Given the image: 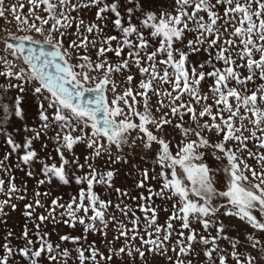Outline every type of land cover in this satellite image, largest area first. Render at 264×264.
I'll return each instance as SVG.
<instances>
[{
	"label": "snow or ice",
	"instance_id": "obj_1",
	"mask_svg": "<svg viewBox=\"0 0 264 264\" xmlns=\"http://www.w3.org/2000/svg\"><path fill=\"white\" fill-rule=\"evenodd\" d=\"M25 5L27 14L22 11ZM154 5L155 0H21L5 9L4 0H0V17H5L7 11L21 31H34L43 37L40 41L30 35H11L17 43L5 41L4 51L17 58L23 54L24 66L0 56V78L5 81L0 84V94H3L0 143L5 147L0 156V172L8 177L7 180L0 177V193L7 197L0 200V216L8 215L6 207L17 209L13 199H26L20 194L27 191L26 183L17 186L14 169L35 179L37 187L72 182L80 185L77 195L68 202L61 203L59 198H54L46 209L48 214L35 217L39 221L35 223L39 247L30 238L27 224L21 234L25 241L21 247L11 245L9 238L14 233L9 230L4 237L6 242L0 245V264H16L17 256L24 264H41L45 258L48 264H58L60 258L67 264L69 249L61 248L60 243L53 246L46 239L48 233L39 232L40 226L49 220L71 228L77 224L83 227V237H59L61 242L73 245H80L82 239L86 241L88 233L106 236L109 224L116 225L118 235L114 240L123 237V245L110 248L107 256L99 252L94 242L87 248L77 246L79 264H100V261L113 264L123 255L131 259L128 262L121 259L120 264H136L137 257L141 264H149L148 254L153 259L167 255L173 221H179L187 234L177 233L179 238L171 249L175 259L169 256L170 264H228L229 259L233 264H264V151L248 148L251 141L255 149L264 150V83L248 87L257 77L264 81V0H170L168 8ZM220 7H223L222 13ZM93 9L94 19L85 22L82 13ZM73 27L75 31H69ZM107 28L115 29L118 34L104 35ZM190 33L195 35L188 39ZM224 33L229 38L224 39ZM72 36L76 38L69 39L65 47V39ZM90 36L96 38L90 39ZM25 41L49 47H25ZM90 48L95 49V59L90 54H80L82 49L89 52ZM201 52L207 53L208 59L203 63L194 62L192 58ZM108 53L119 58L118 62H111ZM74 54L78 55L75 63ZM214 62H222L223 67H217ZM133 67L142 77L137 88L125 87L119 92L120 85L114 74L123 75ZM205 67H211V71H205ZM241 69H246L247 75H242ZM206 78L213 81L209 88L212 104L206 103L209 96L200 90ZM126 79L131 84L134 77L129 74ZM157 82L169 85L170 90L157 87ZM29 85L34 86L29 89ZM9 90H16L17 95L8 97ZM29 91L38 102L36 124L31 126L26 122L29 116L24 95ZM108 93L112 94L111 99ZM152 96L162 98L157 100L156 111L168 108L170 116L169 112L159 117L153 114ZM185 115H189L194 127L184 126ZM206 116L210 121L201 122ZM172 117L180 122L173 124ZM17 122L22 126H17ZM5 125L13 131H8ZM168 125L178 129L183 137L175 154L170 140L165 139ZM205 131L215 132L220 139L211 142L203 134ZM48 141L53 145L55 157L48 152ZM37 142H40L39 150L35 146ZM231 142L234 144L229 147ZM77 145L88 150L83 162L76 154ZM154 145L153 162L161 170L150 175L147 168L138 169L142 178L136 187L145 188L146 181L157 178L162 179V185L158 192L149 187V196L139 197L146 201L138 205L145 217V233L141 235L139 218L131 207L114 205L125 217L131 213L132 228L129 229L123 221H117L114 213L109 214L112 201L102 199L94 190L100 185L114 189L120 197L127 195L114 186L116 171H101L95 161L107 155L106 165L130 164L125 155L135 153L136 149L147 154ZM113 146L117 150L114 158ZM125 147L131 152L123 154ZM207 149H213L214 155L220 154L216 155L217 160L227 162L224 190H217L212 168L203 162L201 150ZM245 152L261 165L259 172L246 162ZM130 167L137 166L130 164ZM34 195V202L24 205L23 216L30 220L36 208H45L40 199L42 194L37 191ZM49 195L50 192L43 193L45 197ZM154 196L176 200L166 226L157 223V209L147 203ZM217 198H223L225 203L217 204ZM57 209L61 210L59 220ZM221 209H224L223 216L237 218L253 232L243 239L239 235H226L227 226L220 220ZM193 223L199 224L205 233L214 228L215 236L198 233ZM129 232L132 241L139 238L140 246L129 245ZM222 239L228 241L231 252L220 247L218 241ZM199 245L204 247L200 249ZM201 253L205 261L199 260Z\"/></svg>",
	"mask_w": 264,
	"mask_h": 264
},
{
	"label": "rangeland",
	"instance_id": "obj_2",
	"mask_svg": "<svg viewBox=\"0 0 264 264\" xmlns=\"http://www.w3.org/2000/svg\"><path fill=\"white\" fill-rule=\"evenodd\" d=\"M21 0H4V7L5 9H8L12 5H16ZM169 2L170 0H155V7H163V8H168L169 7ZM24 14H27L28 12V6L25 5L24 9L22 10ZM94 9L92 12H84L82 13L83 19L85 22H88L89 20L94 19ZM219 11L222 13L223 12V7H220ZM39 14L44 15L42 12ZM73 15H76L73 13ZM201 15H204L201 13ZM135 22V21H134ZM38 23V22H37ZM231 30V29H230ZM69 31L74 32L75 28L70 29ZM223 31V30H222ZM118 34L115 29L112 28H107L105 30L104 35H115ZM11 35L17 36V37H22L24 35H30L33 37L35 40H43V37L35 33L34 31H21L16 22L13 20V17L11 13L6 11L5 17H0V56L7 57L8 59L12 60L14 63H16L18 66H24L23 65V60L21 55L19 54V58L17 57H12L9 55L8 52L4 51L5 48V41L1 37H11ZM195 34L190 33L188 34V39L193 38ZM75 36H72L68 39H65V47L67 46L69 39H75ZM91 38H96V37H91ZM224 39L229 38L228 33H224ZM98 39V38H97ZM132 39H135L134 37ZM186 43V41H185ZM221 43H223V39L221 40ZM238 43V41H237ZM215 52V49L213 50ZM80 54H90L93 59H95V49H89V52H84V50H81ZM110 61L113 63L118 62L119 58L115 57L113 53H108L107 54ZM78 55L74 54L73 56V63L77 61ZM125 58H127V51H125ZM258 58V57H257ZM194 62L197 63H203L205 60L208 59L207 53L201 52L199 56L193 57L192 58ZM239 62V61H238ZM216 63L217 67H223L222 62H214ZM205 71H211V67H205ZM242 75H247V70L246 69H241ZM133 75L134 79L131 84H128L127 82V75ZM93 75H97L96 73H93ZM113 78L116 80V82L120 85L118 88L119 92H122L125 87H131L133 89H136L140 80H141V75L137 71L135 67L132 68L131 72L124 71L123 75L120 73L114 74ZM213 81L211 78H206L200 86V90L202 94H206L209 96V100L206 102L208 104H212L213 101L211 99V92L209 91L210 85H212ZM264 83V81H261L258 77L254 82H250L248 87L254 88V86L259 85ZM0 84H5V81L3 78H0ZM34 85H29V89L33 87ZM232 86H235L234 82L232 83ZM157 87H160L165 90H170L169 85H161L159 82H157ZM17 95L16 90H9L7 93L8 97H15ZM26 98V104L25 108L27 110V114L29 116V119L26 121L28 125H35L36 120L34 119L35 114H36V105L37 101L35 97L31 96V91L27 92L24 94ZM109 98H112V94L108 93ZM0 99H3V94H0ZM162 99L160 97L152 96L151 99V105H152V110L153 114L156 117L161 116L164 112H169L168 108H163L160 112L156 111V108L158 107L157 105V100ZM188 97L185 96L184 100H187ZM164 103L167 104L168 101L164 100ZM234 103V102H233ZM197 109L200 108V105H194ZM142 110V107H141ZM169 112V116H170ZM227 113H225V116ZM11 115H9V119H11ZM173 124L179 123L180 121L176 119L175 117H172ZM204 120H209L210 117H204L201 119V122ZM184 126L187 127L189 125L195 126L193 122L190 120L189 115H185L183 119ZM17 126H22L21 122H17ZM5 127H8V131H13V128L11 126L5 125ZM251 127V125H249ZM90 131V130H89ZM165 139L170 140L171 142V150L173 154L178 150L177 145L179 142L183 139L181 136L180 132L178 129H174L172 125L165 126ZM207 138L210 139L211 142H216L220 139L215 132H208L205 131L203 133ZM247 134V133H245ZM21 135L23 133L21 132ZM51 135V133H50ZM17 140L20 139V136L16 137ZM192 139H195V137H191ZM3 138L0 137V140ZM234 142L229 143V147H232ZM37 149L39 150L40 148V142H37L36 145ZM155 145L153 146L152 150H149L147 154L142 153L140 149H136L135 153H132L130 155H125V159L130 161V164H135L137 167L132 168L130 167V164H125V163H117L115 165H106L105 161L108 159L107 155L104 156L102 160H97L95 163L97 164V167L101 171H107L109 169H114L116 171V176L114 178V186L115 188H120L123 191L127 192L126 196L120 197L114 189H106L103 186L97 185L95 187V191L100 195L102 199L105 200H111L113 207L109 209V214H115L117 217V221H123V223L127 226V228L131 229L132 225L130 223V217L131 213H129L128 217H125L121 215L119 211L116 210L114 205L116 204H121V207L124 205H128L135 211L136 217L139 218V225L138 229L140 231L141 235H144L145 233V217L144 213L141 212L138 208L139 204L146 203V201L139 199L141 194L144 195V197L149 196V191L148 188L150 187L153 192H158L160 190V187L162 185V179L157 178V179H150L146 181V187L145 188H138L136 187L137 183L139 180L142 178L140 171L138 169H144L147 168L150 172V175H156L161 169L159 165L155 164L154 161V152H155ZM248 148L252 149L254 151H264V150H259L255 149L254 145L251 141L248 142ZM5 151V147L3 143H0V156L3 155ZM76 154L81 158V162H83V157L84 155L87 154L88 150L83 146V145H77L75 147ZM204 152V157H203V162L207 165H209L212 168V173L211 175L213 176L214 180V186L217 188V190H224L225 185L227 183V175L224 172V167L226 165V160H217L216 155H220L219 153H216V155L213 154V149H207V150H201ZM48 152L51 153L53 157L56 156V153L53 150V145L50 141H48ZM113 152V158L117 152L115 147L113 146L112 148ZM131 150L128 149L127 147L124 148L123 154H128L130 153ZM41 156H45L44 152H41ZM141 156H144V159H141ZM244 158L246 159V162L256 171L261 170V165H259L254 158H248L247 157V152L244 153ZM56 162L59 163L58 157H56ZM12 163H15V156L12 157ZM48 163H52L51 160L48 161ZM199 163V161H197ZM84 171H87V169H84ZM13 175H15L16 180L15 183L17 184L18 187H22L24 183H26L27 186V191L22 192L20 194L25 195L26 199L24 201H20L18 199H13L12 202L17 205V209L13 211L10 207L5 208V212L8 213L7 216H0V245L5 243L6 241L4 240V237L6 236V233L11 230L14 235L9 238L11 245L14 248H18L23 246L25 241L21 238V234L24 228V225L27 224L28 228L30 230V238L33 239L34 241H37L36 247H39L38 243V238L36 236L37 229L35 228V223H39L38 220H35V217H38L39 215H47V208L51 205V200L54 198H59L61 203H66L68 202L71 197L77 195L78 189L80 188V185H76L74 182L68 184V185H61L57 186L55 183L52 185H40L37 187L36 185V180L35 179H29L23 175V172L20 170H13ZM249 179L251 180V174L248 173ZM0 177L4 178L5 180L8 179L7 176H5L2 172H0ZM253 182H258V181H253ZM39 191L42 195L40 197L41 202L45 205V208H36L34 218L33 219H28L23 216L24 212V205L26 203H33L35 199V192ZM44 192H50V195L45 197L43 196ZM132 197H136V199H132ZM7 199V197L0 193V200ZM147 203H150L152 207L157 209V223L161 226H166L167 218L169 215H171L172 211V204L176 203V200H167V199H161L158 196H154L151 201H148ZM217 204H223L225 201L223 198H217L216 200ZM60 209H57L56 211V218L57 220L60 219L59 213ZM224 209H221V214H220V220L223 221V223L227 226V231L226 235L230 237H236L239 235L240 239H243L245 235L248 233L253 232V230L244 224L243 222L239 221L237 218L232 217H225L222 215ZM82 214V213H81ZM150 215V213H149ZM6 220V224L4 221ZM174 225V231L170 237V240L167 242V246L169 251L167 252V255L165 256H159L157 255L154 259L151 254H148V260L149 264H170V261L168 260V257L171 256L173 257V260L175 259V253L171 251L173 247L176 246V241L179 238L177 233L184 231L185 234H187V230L180 228V222L179 221H173ZM193 228L196 229L198 233H201L206 236H215L216 232L215 229L212 228L210 229L207 233L203 232L202 227L199 224L193 223L192 225ZM39 232L41 234L48 233V236L46 237L49 242L55 246L57 243L61 244V248H68L70 251V256L67 259V264H79L77 257V253L75 251V248L77 246H83L87 248L89 245L95 243V247L99 250V252L103 253L105 256L109 254V249L112 247H115L118 249L121 247L124 243V238L122 237L120 240H114V237L118 235L117 228L115 224H109V227L107 229V235L99 234V233H88L87 234V240H81L80 245H73L70 242H61L59 240V237L62 235H71V236H84L83 232V227L79 224L75 228H71L63 223L59 224H53L51 220L46 221L44 224L40 226ZM132 233L129 232V245L131 247H137L140 246V240L137 238L135 241H132L130 239ZM147 238V236H145ZM219 245L221 248L226 249L228 252H231V246L229 245L227 240H220L218 241ZM204 246L199 245L198 248L202 249ZM178 250V249H177ZM243 251V249H241ZM86 255H89L88 252L85 253ZM99 260V257H97ZM121 259L125 262L130 261L131 258L127 257L126 255H123L122 257L116 258V260L113 262V264H120ZM194 262H195V258ZM200 261H205V257H203L202 253L199 257ZM16 264H24V261L20 257H16ZM41 264H48L47 259L45 258L44 260L41 261ZM58 264H64V258H60L58 261ZM91 264V262H89ZM100 264H104L103 261H100ZM136 264H141L139 257H137ZM228 264H233V261L231 259L228 260Z\"/></svg>",
	"mask_w": 264,
	"mask_h": 264
},
{
	"label": "water",
	"instance_id": "obj_3",
	"mask_svg": "<svg viewBox=\"0 0 264 264\" xmlns=\"http://www.w3.org/2000/svg\"><path fill=\"white\" fill-rule=\"evenodd\" d=\"M4 41H7L8 43H12V44H16L17 43V41H15V40H12L11 39V37H1ZM25 43V47H28V46H32V47H40V46H43V47H45L46 49L49 47V46H47V45H30L29 44V42H27V41H25L24 42ZM21 55V57H23V54H20Z\"/></svg>",
	"mask_w": 264,
	"mask_h": 264
}]
</instances>
